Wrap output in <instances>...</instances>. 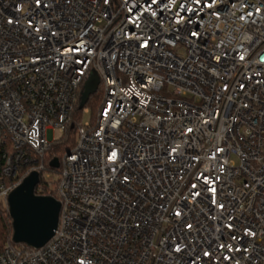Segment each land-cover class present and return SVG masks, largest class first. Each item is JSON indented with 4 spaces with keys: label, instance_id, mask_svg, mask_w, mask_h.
<instances>
[{
    "label": "built area",
    "instance_id": "built-area-1",
    "mask_svg": "<svg viewBox=\"0 0 264 264\" xmlns=\"http://www.w3.org/2000/svg\"><path fill=\"white\" fill-rule=\"evenodd\" d=\"M92 73L58 228L0 264H264V0H0L6 210Z\"/></svg>",
    "mask_w": 264,
    "mask_h": 264
},
{
    "label": "water",
    "instance_id": "water-1",
    "mask_svg": "<svg viewBox=\"0 0 264 264\" xmlns=\"http://www.w3.org/2000/svg\"><path fill=\"white\" fill-rule=\"evenodd\" d=\"M99 83V76L92 73L85 83L79 104L80 109H83L90 97L97 92ZM50 165L58 167L59 161L54 159ZM39 183L40 173L33 171L11 192L8 198L13 242L36 249L43 247L54 236L61 211V202L57 198L36 194Z\"/></svg>",
    "mask_w": 264,
    "mask_h": 264
},
{
    "label": "trees",
    "instance_id": "trees-1",
    "mask_svg": "<svg viewBox=\"0 0 264 264\" xmlns=\"http://www.w3.org/2000/svg\"><path fill=\"white\" fill-rule=\"evenodd\" d=\"M102 92L100 90L93 94L88 100L86 107L90 109L92 114V120L96 119L98 110L102 104ZM82 110L79 107L76 108L74 113L73 125L70 126L65 132L66 140L54 142L46 156L45 164L48 167V171L58 173L60 167H52L50 164L54 159L61 161L62 158L73 148L76 142L77 128L81 122ZM50 181L44 178V173L40 177V183L36 187V194L38 195H51L58 198L56 189L51 186ZM13 227L12 219L9 215L8 210L5 206L0 203V250L5 246V244L14 243L12 240ZM25 245V244H21ZM26 246V245H25Z\"/></svg>",
    "mask_w": 264,
    "mask_h": 264
},
{
    "label": "rangeland",
    "instance_id": "rangeland-1",
    "mask_svg": "<svg viewBox=\"0 0 264 264\" xmlns=\"http://www.w3.org/2000/svg\"><path fill=\"white\" fill-rule=\"evenodd\" d=\"M91 118H92V114L91 113H84L83 111H82V115H81V121H82V123H87L89 120H91ZM55 136H56V138L58 139V141L60 142H62V141H65L66 140V136H65V133H60V132H56L55 133ZM76 140H77V134H76ZM49 173V174H48ZM45 175L46 174H48L49 175V177H48V179L50 180V182H51V186L52 187H54V183H55V181L57 180V178H58V173H55V172H45L44 173Z\"/></svg>",
    "mask_w": 264,
    "mask_h": 264
},
{
    "label": "snow or ice",
    "instance_id": "snow-or-ice-1",
    "mask_svg": "<svg viewBox=\"0 0 264 264\" xmlns=\"http://www.w3.org/2000/svg\"><path fill=\"white\" fill-rule=\"evenodd\" d=\"M115 154H113V156H114Z\"/></svg>",
    "mask_w": 264,
    "mask_h": 264
}]
</instances>
